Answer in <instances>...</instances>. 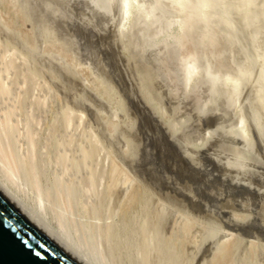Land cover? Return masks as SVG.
Returning a JSON list of instances; mask_svg holds the SVG:
<instances>
[{
	"label": "rangeland",
	"instance_id": "obj_1",
	"mask_svg": "<svg viewBox=\"0 0 264 264\" xmlns=\"http://www.w3.org/2000/svg\"><path fill=\"white\" fill-rule=\"evenodd\" d=\"M18 1L20 0L0 1L3 2L2 5L0 4V25L2 26L0 28H3V31L0 29V173L9 187L14 190L17 189L16 192L19 191L18 195L26 200L28 199L29 204H32L38 211L45 213L49 217H47V222L50 225L58 226L55 228L74 238L82 249L89 251L95 259L98 257L97 260H102L103 263L107 262L105 247L114 242L112 239L116 235L115 238L121 244L120 251L122 250V253L120 251L117 253L118 255L121 254L120 259H126V261L122 259V262H125L124 264H130V261L133 264H264V0H191L192 3L190 0H160L161 4L157 2L159 0L156 2L153 0L154 2L151 4L148 2L149 0H129L128 8L125 11L122 9L125 0H97V2L96 0H79L80 2L78 0H68L67 2L66 0H21L22 4L20 2L19 4ZM58 1L60 4H58ZM63 2L67 4L68 8L65 7L66 4L64 5ZM194 2L198 5L196 6ZM143 3H147L146 7ZM96 4L99 5L95 6ZM138 4L142 8H139ZM20 5L21 7L27 5L22 8H28V11L21 10L18 7ZM32 5L33 8H31ZM240 5L242 8L239 7ZM117 6L121 7L119 8V10H122L120 13ZM151 8H154V10ZM63 9L69 12V16H72H70L71 23L70 20L68 21L69 17L65 15L67 13ZM97 9H100L101 13ZM180 9L181 12H179ZM82 11L87 12V15H84L85 13ZM94 11L97 12L93 14ZM79 12H82L81 15ZM142 12H147V14L145 15ZM211 12L214 14L211 15ZM26 13H33L34 16ZM97 13L99 16H97ZM125 13L126 16H124ZM223 13L226 14H224L225 17L222 16ZM148 14H152L153 17ZM168 14H177L178 19L175 15L173 17V15ZM180 14L183 20L178 16ZM185 14L187 15L185 16ZM208 14L209 16H207ZM116 16L121 22L115 20L118 19ZM38 17H41V22H39ZM42 17L45 19L43 20ZM79 17H82V19ZM123 20L129 24H126ZM132 20L134 23L135 21L140 22L139 24L138 22L135 23V25L134 23L131 24ZM163 20L166 24L163 23ZM171 20H175L174 22L177 20L176 24L174 23L176 26L174 24L173 26L171 24L172 27L170 26ZM97 21L99 25L96 23ZM155 21L158 22L155 23ZM90 22H93V24H90ZM95 23L96 25H94ZM180 23L185 24L180 25ZM123 24L128 27L123 26ZM259 25L261 28L258 27ZM36 27L38 29H35ZM51 29L54 30L53 34H50ZM4 30L9 31V33L6 34L7 32ZM136 30H138V33ZM154 30L156 31L153 35ZM121 32H123L122 35ZM135 32L140 33L137 35L140 40L139 38L136 39V35L134 36ZM182 32L187 33V35ZM41 33H45L43 36L47 38L43 37L44 39H42L40 37V35L42 36ZM149 34L150 36L147 37ZM51 35L52 37H50ZM58 35L61 36L62 41ZM181 36L185 37L182 38ZM203 38H208L207 41L212 45L209 46ZM187 39L191 40H188V42H192L190 47H187L190 45V43L187 44ZM192 39L196 44L198 42L199 44H194ZM238 40L240 41L239 46ZM38 41H41L40 45ZM63 41V44L72 47L67 49L62 44ZM182 41L184 44L181 43ZM244 41L247 42L246 45ZM177 42L179 45L176 44L177 47L173 51L175 48L173 46ZM131 44H137L138 49H136V45L134 47ZM152 45L157 48L154 47L156 51L153 50L154 52L150 53V51L152 52L150 49H153L150 48L153 47ZM178 46L179 49H177ZM139 47H142V50H139ZM217 47H219V50ZM250 47H252V50L249 49ZM223 48L224 50H222ZM132 49L136 50L133 51ZM76 50L78 53L83 52V54H78ZM33 51L38 52L34 54ZM139 51L140 54L134 53H139ZM180 52L184 53H182L181 59L182 61L186 60L184 61L185 64H182V61L179 62ZM223 52L226 57L222 55ZM227 52H229L228 55ZM84 53H87V56ZM244 54L248 58H243ZM82 55L86 56V58L83 57L86 62L83 61ZM134 55L140 57L142 55V60L137 56L135 58ZM170 56V60L176 58L178 63L172 61L169 63L168 57ZM192 56H195V60ZM204 56L205 58H203ZM253 56H255L254 59H252ZM36 57H39V59ZM191 57L192 60H190ZM210 57H212V60H210ZM91 59L94 61L92 62L94 65L91 63ZM247 59L252 61L249 60V63ZM49 60L52 62H49ZM187 60H194L196 61L195 64L198 63V65L194 66V62L191 65V62ZM202 60H204L203 63L200 62ZM47 62L50 64L47 65L50 66V69L45 67V64H48ZM139 62L140 68L143 70L136 67H139ZM226 63L230 64L227 65ZM51 64L53 65L51 66ZM197 66L199 67L197 68ZM207 66L208 70H206ZM173 67L182 68V70L178 73L179 69H176L171 73L173 72L176 77L186 78L188 81L186 79V81H181L182 79L180 80L177 77L181 81L180 83L174 75L169 74L170 77H174H172V80L175 84L171 83L168 73H170V69L174 70ZM219 67L223 69H219ZM251 67L253 70H251ZM186 68L189 70L187 71ZM148 69L151 70L150 73L152 71L153 73L148 75ZM191 70L195 72L193 73ZM200 70L203 73L199 72ZM215 71L217 72L215 73ZM238 71H241V73ZM160 72H162L165 79H167L165 76L167 73L166 75L170 79L166 81L159 74ZM188 72L190 76L186 77V75H189ZM146 73L147 77L144 76ZM175 73H178V75ZM217 73H221V75ZM157 74L161 76L159 78L160 82L157 80ZM184 74L185 77L183 78ZM195 74L202 76L203 79L197 78L198 76ZM204 75L212 76L206 78ZM224 75L228 77L225 78ZM245 76H248L247 80ZM101 77L106 78V81H103ZM190 77L193 78L190 79ZM233 77L236 78L237 82L234 79L231 81ZM238 77L239 80H237ZM161 78L166 84L169 83L168 86L171 84L170 88L162 86L165 84H163L164 81L161 82ZM198 80L201 84L195 86L199 84ZM157 81L162 85L159 86ZM226 81L231 83L229 82L226 85ZM191 82L193 83L191 84ZM154 83L155 86L158 84L157 89L154 88ZM162 87L165 91L162 90ZM178 87L181 88H179V92H177ZM191 88H197L194 91V93L197 92L196 94L191 93L196 96L189 94ZM198 88L199 91H197ZM208 89H212L214 92L210 90L209 92ZM160 90L164 95L161 94ZM216 90L221 93L218 94L219 92ZM89 91H91V95ZM225 92L227 93L225 94ZM154 93L160 94L155 95ZM198 93L202 96L197 95ZM206 93H211V97ZM176 94L178 99L175 97ZM200 96L202 98L204 96L206 102H218H215L214 107V103L208 105L211 106L209 108L203 100L202 103L196 100V97L199 99ZM223 96L226 100L222 98ZM232 96L233 98L230 100ZM194 98L196 99L194 100ZM235 98L240 101L238 99L236 101ZM224 102L228 104H223ZM193 103L195 106H193ZM100 104H104L102 105L103 108ZM218 104L221 105V108L226 105V108L223 107L222 110ZM203 105L205 106L203 107ZM193 109H196V111ZM199 109L200 111H198ZM201 111L205 113L201 115ZM222 111H224V114ZM243 111L246 113L244 116ZM210 112L214 115H211ZM232 112L238 114L232 115ZM216 113H222L220 114L222 116L215 115ZM241 116H243L247 126ZM196 117L201 119V124H199V119ZM213 117L217 119L213 120ZM227 118L234 120V122L231 124ZM211 119L214 124L218 119L220 121L213 126ZM221 119H223V122ZM207 120L215 131H213ZM220 122L226 124L224 126L221 124L217 130L214 127H218ZM243 125L246 126L247 131H245ZM228 126L237 128H231V134ZM220 128L222 130L224 128L225 134L221 132ZM117 129H122V131H119V133L121 132L120 135H118ZM128 130H131V132ZM216 130L218 133H215ZM225 130L227 131L225 132ZM240 130L242 133H246L247 139H243L244 134L242 136ZM239 132L242 137H239V134L237 135ZM109 136L111 137L108 138ZM123 136L125 142L121 139ZM238 138H240V141ZM223 139L222 143H231L234 139L231 146H235V148L230 147L227 149L226 147H229L226 146L228 143L225 145L220 142ZM211 141L214 144V147L211 145L215 149L214 151H211L212 148L209 145L212 144ZM215 141L220 143L219 146L214 143ZM124 143L126 144L124 145ZM242 143L247 145L245 146ZM259 146L262 150L259 149ZM222 148H226L227 151ZM221 151H226L229 155L222 152L225 154L224 156ZM251 155H253V158ZM219 157L222 158L219 159ZM241 157L242 160H238ZM232 158L234 161H230ZM217 164H221V167H218ZM127 165L131 166L128 167ZM234 166H238V168ZM233 167L235 168L234 171ZM219 168L226 169L229 176L226 174L227 172L219 170ZM219 177H222L221 181ZM115 194H117L116 198ZM174 201L176 202L174 203ZM199 204L205 205H203V209ZM166 206L168 207L167 210ZM195 206L199 207V210ZM206 207H209L210 210L206 209V211L204 209ZM164 210L166 211L165 214H163ZM203 210L206 211V215ZM200 211L201 213H198ZM194 212L198 214V217ZM171 214L173 220L170 219ZM213 218L215 221H213ZM218 219L221 220V223H224L219 222L222 226L216 224ZM166 220H168V223L165 222ZM164 222L166 225L163 224L164 229H162V223ZM232 222L234 223L232 224ZM117 234L120 237H117ZM150 235L153 236V239ZM111 236L112 238H110ZM212 236H215L214 239ZM154 238L159 240L156 241L157 239ZM107 242H109L108 245H106ZM159 242L160 245H157ZM156 246L161 250V257L155 249ZM154 254H156L157 259L160 258L159 261H157ZM160 260L162 261L160 262Z\"/></svg>",
	"mask_w": 264,
	"mask_h": 264
},
{
	"label": "bare ground",
	"instance_id": "obj_2",
	"mask_svg": "<svg viewBox=\"0 0 264 264\" xmlns=\"http://www.w3.org/2000/svg\"><path fill=\"white\" fill-rule=\"evenodd\" d=\"M0 1H1V0H0ZM12 1H13V0H12ZM38 1H39V0H38ZM38 1H37V3H39ZM54 1H55V0H54ZM67 1H68V0H66V2H67ZM78 1H79V0H78ZM83 1H84V0H83ZM98 1H99V0H98ZM147 1H148V0H147ZM154 1L156 2L157 0H154ZM154 1H153V0H152V1L149 0L148 2H150V4H151V3L154 2ZM196 1H197V0H196ZM19 2L22 4L21 0L18 1V3H19ZM24 2L26 3L27 1H24ZM56 2H57V1H56ZM58 2H59V1H58ZM64 2H65V1H64ZM64 2H63V4H64ZM79 2H80V1H79ZM91 2H92V1H91ZM91 2H90V3H91ZM96 2H97V0H96ZM137 2H138V1H137ZM143 2H144V1H143ZM157 2H159V3L161 4V1H160V0L157 1ZM172 2H174V1H172ZM190 2H191V0H190ZM2 3H3V2H2ZM2 3L0 2L1 5H2ZM20 3H19V4H20ZM27 3H28V2H27ZM29 3H30V2H29ZM40 3H42V2L40 1ZM75 3H76V2H75ZM84 3H85V2H84ZM84 3H82V4H84ZM88 3H89V2H88ZM94 3H95V2H94ZM121 3H122V2H121ZM128 3H129V0H125V1H124V4H123L124 7L122 8V9H124V11L127 10V8H128ZM134 3H135V2H134ZM138 3H139V2H138ZM188 3H189V2H188ZM191 3H192V2H191ZM194 3H195V2H194ZM13 4H14V3H13ZM49 4H50V3H49ZM58 4H60V2H59ZM61 4H62V3H61ZM63 4H62V5H63ZM65 4H66V3H65ZM65 4H64V5H65ZM70 4H71V3H70ZM72 4H73V3H72ZM99 4H100V2H99ZM99 4H98V5H99ZM119 4H120V3H119ZM132 4H133V3H132ZM136 4H137V3H136ZM140 4H141V3H140ZM143 4H144L145 7H146V4H147V3H146V4L143 3ZM164 4H165V3H164ZM174 4H175V3H174ZM195 4H196V6L198 5L197 3H195ZM23 5H24V4H23ZM56 5H57V3H56ZM68 5H69V4H68ZM77 5H78V4H77ZM93 5H94V4H93ZM98 5L96 4L95 6H98ZM101 5H102V4H101ZM121 5H122V4H121ZM134 5H135V4H134ZM134 5H133V6H134ZM138 5H139V4H138ZM138 5H137V6H138ZM148 5H149V4H148ZM162 5H163V4H162ZM182 5H183V4H182ZM192 5H193V4H192ZM12 6H14V5H12ZM15 6H16V5H15ZM25 6H27V5H25ZM25 6H22V7H25ZM85 6H86V5H85ZM104 6H105V5H104ZM150 6H151V5H150ZM150 6H149V7H150ZM156 6H157V5H156ZM188 6H190V5H188ZM194 6H195V5H194ZM196 6H195V7H196ZM18 7H20L21 10L23 9L24 12H25V10L28 11V8H27V9H26V8L24 9V8L21 7V5L18 6ZM59 7H61V6H59ZM65 7L68 8L67 4L65 5ZM73 7H74V5H73ZM107 7H108V6H107ZM117 7H118V6H117ZM130 7H131V6H130ZM134 7H135V6H134ZM138 7H139V8H142V7H140V5H139ZM145 7H144V8H145ZM190 7H191V6H190ZM202 7H203V6H202ZM239 7L242 8L241 5H240ZM247 7H249V6H247ZM254 7H255V6H254ZM254 7H253V8H254ZM29 8H30V7H29ZM31 8H33V5H32ZM31 8H30V9H31ZM61 8H62V7H61ZM66 8H65V9H66ZM70 8H71V7H70ZM85 8H86V7H85ZM101 8H102V6H101ZM103 8H104V7H103ZM119 8H121V7H120V6L118 7V11H119V13H120V11H122V10H119ZM131 8H132V7H131ZM147 8H148V7H147ZM174 8H175V7H174ZM176 8H177V7H176ZM243 8H244V7H243ZM255 8H256V7H255ZM255 8H254V9H255ZM1 9H2V8H1ZM65 9H63V10H65ZM78 9H79V8H78ZM135 9H136V8H135ZM137 9H138V8H137ZM151 9L154 10V8H151ZM177 9H178V8H177ZM181 9H182V8H181ZM181 9H180L179 12H181ZM207 9H208V8H207ZM52 10H53V9H52ZM63 10H62V11H63ZM84 10H85V9H84ZM97 10H98V9H97ZM113 10H114V8H113ZM116 10H117V9H116ZM129 10H130V9H129ZM147 10H148V9H147ZM160 10H161V9H160ZM170 10H172V9H170ZM174 10H175V9H174ZM178 10H179V9H178ZM183 10H184V9H183ZM203 10H204V9H203ZM247 10H248V9H247ZM255 10H256V9H255ZM258 10H259V9H258ZM260 10H261V9H260ZM27 11H26V12H27ZM59 11H60V10H59ZM65 11H66V10H65ZM75 11L77 12L78 10H75ZM75 11H74V12H75ZM85 11H87V10H85ZM85 11H84V12L82 11V12L85 13L84 15H87V14H86L87 12H85ZM92 11H93V10H92ZM98 11H100V9H99ZM103 11H104V10H103ZM105 11H106V10H105ZM145 11H146V10H145ZM155 11H156V10H155ZM204 11H205V10H204ZM220 11H221V10H220ZM252 11H253V10H252ZM256 11H257V10H256ZM32 12H33V10H32ZM60 12H61V11H60ZM70 12H73V11H70ZM82 12H79V14L82 13ZM95 12H97V11H94L93 14H94ZM115 12H116V11H115ZM149 12H152V11H149ZM182 12H183V11H182ZM207 12H209V11H207ZM250 12H251V11H250ZM62 13H63V12H62ZM65 13H67V14H65V15H68L69 12L66 11ZM99 13H101V11H100ZM126 13H127V12H126ZM126 13L124 14V16H126ZM142 13H144L145 15L147 14V12H146V13H145V12H142ZM152 13H153V12H152ZM157 13L160 15V13H159L158 11H157ZM169 13H170V12H169ZM202 13H205V12H202ZM220 13H222V12H220ZM26 14H28V15H33V16H34L33 13H31V14L26 13ZM55 14H56V12H55ZM73 14H74V13H73ZM75 14H76V13H75ZM102 14H103V13H102ZM133 14H134V13H133ZM164 14H165V13H164ZM212 14H214V13L211 12V15H212ZM224 14H225V13H223V15H222L223 17H225ZM258 14H259V13H258ZM41 15H43V14H41ZM63 15H64V14H63ZM76 15H77V14H76ZM80 15H81V14H80ZM88 15H89V14H88ZM127 15H128V14H127ZM148 15H151V16H152V14H148ZM148 15H147V16H148ZM168 15H170V16L173 15V17H175V16L177 17V14H168ZM174 15H175V16H174ZM186 15H187V14H185V16H186ZM215 15H216V14H215ZM219 15H220V14H219ZM225 15H226V14H225ZM259 15H260V14H259ZM261 15H262V14H261ZM263 15H264V14H263ZM33 16H32V17H33ZM37 16H38V15H37ZM70 16H71V15H70ZM70 16L68 15L69 19H68V18H67V19H68V21L70 20V23H71V17H72V16H71V17H70ZM89 16H90V15H89ZM91 16H92V15H91ZM97 16H99L98 13H97ZM101 16H103V15H101ZM111 16H112V15H111ZM120 16H121V15H120ZM120 16H119V17H120ZM147 16H146V17H147ZM161 16H163V15H161ZM178 16H180V19L183 20L182 17H181V14L178 15ZM182 16H183V14H182ZM185 16H184V17H185ZM201 16H202V15H201ZM207 16H209V14H208ZM217 16H218V15H217ZM220 16H221V15H220ZM222 16H221V17H222ZM44 17H45V16H44ZM53 17H54V16H53ZM60 17H61V16H60ZM85 17H86V16H85ZM92 17H93V16H92ZM92 17H91V18H92ZM107 17H108V16H107ZM112 17H113V16H112ZM116 17L118 18V16H116ZM121 17H122V16H121ZM121 17H120V18H121ZM128 17H129V16H128ZM141 17H142V16H141ZM143 17H144V16H143ZM148 17H149V16H148ZM152 17H153V16H152ZM164 17H165V16H164ZM173 17H171V18H173ZM184 17H183V18H184ZM188 17H189V16H188ZM188 17H187V18H188ZM42 18H43V17H42ZM79 18H80V17H79ZM95 18H96V17H95ZM97 18H98V17H97ZM97 18H96V19H97ZM101 18H102V17H101ZM109 18H111V17H109ZM130 18H132V17L130 16ZM135 18L137 19V17H135ZM149 18H150V17H149ZM166 18H167V17H166ZM169 18H170V17H169ZM216 18H217V17H216ZM40 19H41V17H38L39 22L42 21V19H41V21H40ZM44 19H45V18H43V20H44ZM67 19H66V20H67ZM75 19H76V18H75ZM80 19H82V17H81ZM99 19H100V18H99ZM121 19H122V18H121ZM123 19H124V18H123ZM125 19H126V17H125ZM127 19H129V18H127ZM133 19H134V18H133ZM154 19H155V18H154ZM157 19H158V18H157ZM162 19H163V18H162ZM176 19H178V17H177ZM180 19H179V20H180ZM197 19H198V18H197ZM29 20H30V19H29ZM46 20H47V19H46ZM115 20L118 21L119 18H118V19H115ZM129 20H130V19H129ZM134 20H135V19H134ZM165 20H166V19H165ZM227 20H228V19H227ZM63 21H64V19H63ZM109 21H111V20H109ZM109 21H108V22H109ZM119 21H120V20H119ZM123 21H124V20H123ZM126 21H128V20H126ZM132 21H133V20H132ZM158 21H159V20H158ZM158 21H157V22H158ZM171 21H172V20H171ZM171 21H170V26H171V24H172V26H173V24H174V23L176 24V22H177V20H176V22H174L175 20L172 21V23H171ZM184 21H185V20H184ZM224 21H226V20H224ZM263 21H264V20H263ZM44 22H45V21H44ZM100 22H101V21H100ZM103 22H104V21H103ZM120 22H121V21H120ZM124 22H125V21H124ZM124 22H123V23H124ZM129 22H130V21H129ZM137 22H138V21H135V23H137ZM139 22H140V21H139ZM139 22H138V24H139ZM157 22L155 21V23H157ZM179 22H180V21H179ZM185 22H186V21H185ZM229 22H230V20H229ZM259 22H260V20H259ZM259 22H258V23H259ZM32 23H33V22H32ZM91 23L93 24V22H90V24H91ZM96 23L98 24L99 22L97 21ZM96 23H95L94 25H96ZM125 23H126V22H125ZM127 23H128V22H127ZM127 23H126V24H127ZM133 23H134V21L131 22V24H133ZM135 23H134V24H135ZM161 23H162V22H161ZM163 23L166 24V22H165L164 20H163ZM263 23H264V22H263ZM108 24H109V23H108ZM126 24H123V26H125ZM128 24H129V23H128ZM175 24H174V25H175ZM181 24H182V23H180V25H181ZM184 24H185V23H183L182 25H184ZM38 25H39V24H38ZM98 25H99V24H98ZM105 25H106V24H105ZM109 25H111V24H109ZM135 25H136V24H135ZM178 25H179V23H178ZM261 25H263V24H261ZM0 26H1V25H0ZM34 26H35V25H34ZM113 26H114V25H113ZM121 26H122V25H121ZM131 26H132V25H131ZM154 26H155V25H154ZM170 26H168V27L170 28ZM172 26H171V27H172ZM175 26H176V25H175ZM1 27H2V26H1ZM37 27H38V26H37ZM37 27H36L35 29H38ZM41 27H42V26H41ZM46 27H47V26H46ZM94 27H96V26H94ZM94 27H93V28H94ZM107 27H109V26H107ZM126 27H128V26L126 25ZM156 27H158V26H156ZM159 27H160V26H159ZM163 27H164V26H163ZM165 27H166V25H165ZM168 27H167V29H168ZM184 27H185V26H184ZM184 27H183V28H184ZM258 27H260V25H259ZM48 28H49V27H48ZM122 28H123V27H122ZM124 28H125V27H124ZM130 28H131V27H130ZM136 28H137V27H136ZM179 28H180V27H179ZM223 28H224V27H223ZM254 28H255V27H254ZM254 28H253V29H254ZM260 28H261V27H260ZM260 28H259V29H260ZM0 29H1V28H0ZM2 29H3V28H2ZM2 29H1V30H2ZM4 29H5V28H4ZM39 29H40V26H39ZM43 29H44V27H43ZM71 29H72V28H71ZM94 29H95V28H94ZM106 29H107V28H106ZM134 29H135V28H134ZM154 29H156V28L154 27ZM163 29H164V28H163ZM251 29H252V28H251ZM253 29H252V30H253ZM1 30H0V31H1ZM46 30H47V28H46ZM107 30H108V29H107ZM171 30H172V29H171ZM2 31H3V30H2ZM4 31H6V30H4ZM53 31H54V30L51 29L50 34H51ZM55 31H56V30H55ZM74 31H75V30H74ZM108 31H109V30H108ZM108 31H107V32H108ZM137 31H138V30H136V32H137ZM155 31H156V30H154V32H152L153 35H154ZM180 31H181V30H180ZM182 31H184V30H182ZM226 31H228V30H226ZM256 31H257V30H256ZM6 32H7V31H6ZM46 32H47V31H46ZM105 32H106V31H105ZM130 32H131V31H130ZM136 32H135L134 36L136 35L135 37H136V39H137V38H139L137 35H139L140 33L137 34L138 32H137V33H136ZM160 32H161V31H160ZM184 32H185V31H184ZM184 32H182V33H183L184 35H187V33L185 34ZM200 32H201V31H200ZM251 32H252V31H251ZM8 33H9V31H8L6 34H8ZM116 33H117V32H116ZM145 33H146V32H145ZM145 33H144V34H145ZM182 33H181V34H182ZM252 33H254V32H252ZM0 34H1V33H0ZM13 34H14V33H13ZM41 34H42V33H41ZM44 34H45V33H44ZM44 34H42V36L40 35V37H41L42 39H44V38L46 39V38H47L46 36H45V37L43 36ZM52 34H53V33H52ZM54 34H56V33H54ZM122 34H123V32H121V35H122ZM192 34H194V33H192ZM201 34H202V33H201ZM211 34H212V33H211ZM10 35H12V34H10ZM18 35H19V34H18ZM48 35H49V34H48ZM48 35H47V36H48ZM76 35H77V34H76ZM199 35H200V33H199ZM205 35H206V34H205ZM205 35H204V36H205ZM221 35H222V34H221ZM256 35H257V34H256ZM28 36H29V35H28ZM37 36H38V34H37ZM117 36H118V35H117ZM130 36H133V35H130ZM130 36H129V37H130ZM146 36H147V35H146ZM149 36H150V34H149L147 37H149ZM206 36H207V35H206ZM206 36H205V37H206ZM238 36L240 37V35H238ZM261 36H262V35H261ZM26 37H27V36H26ZM43 37H44V38H43ZM50 37H52V35H51ZM53 37H54V36H53ZM58 37L60 38L61 36L58 35ZM118 37H119V36H118ZM124 37H125V36H124ZM147 37H146V38H147ZM181 37L183 38V37H185V36H181ZM195 37H196V36H195ZM195 37H193V38H195ZM197 37H198V36H197ZM202 37H203V36H202ZM202 37H201V38H202ZM54 38H56V37H54ZM119 38H120V37H119ZM125 38H126V37H125ZM182 38H181V39H182ZM222 38H224V37H222ZM16 39H17V38H16ZM28 39H29V38H28ZM56 39H58V38H56ZM60 39H61V38H60ZM60 39H59V40H60ZM120 39H121V38H120ZM130 39H131V37H130ZM203 39H205V38H203ZM209 39H210V38H209ZM214 39H216V38H214ZM224 39H225V38H224ZM47 40H48V39H47ZM50 40H51V39H50ZM123 40H124V39H123ZM133 40L135 41V38H134ZM139 40H140V38H139ZM182 40H183V39H182ZM188 40H190V39H187V44L190 43V42H188ZM192 40H193V39H192ZM200 40H201V39H200ZM200 40H199V41H200ZM205 40L207 41L208 38H206ZM210 40H212V39H210ZM217 40H218V39H217ZM225 40H226V39H225ZM235 40H236V39H235ZM247 40H248V39H247ZM48 41H49V40H48ZM61 41H62V39H61ZM65 41H66V40H65ZM130 41H131V40H130ZM183 41H184V40H183ZM183 41H182L181 43H183ZM190 41H191V40H190ZM195 41H196V39H195ZM222 41H223V39H222ZM238 41H239V40H238ZM32 42H33V41H32ZM40 42H41V41H38L39 45L41 44ZM128 42H129V40H128ZM137 42H138V40H137ZM137 42H135V43H137ZM139 42H140V41H139ZM193 42H194V40H193ZM207 42H208V41H207ZM215 42H216V41H215ZM223 42H224V41H223ZM248 42H249V41H248ZM63 43H64V41L62 42V44H63ZM126 43H127V42H126ZM132 43H134V42L132 41ZM142 43H143V41H142ZM184 43H185V41H184ZM184 43H183V44H184ZM191 43H192V42H191ZM191 43H190V45H188L187 47H190V46H191ZM212 43H214V42H212ZM218 43H219V42H218ZM221 43H222V42H221ZM224 43H225V42H224ZM244 43H245V45H246L247 42L244 41ZM137 44H138V43H137ZM137 44H131V45H134V47H135V45L137 46ZM140 44H141V43H140ZM176 44L179 45L178 42L175 43L174 46H173V48H174V47H175V48H174V49L172 48L173 51H174V50L176 49V47H177V46H175ZM194 44H196V43L194 42ZM197 44H199V42H198ZM197 44H196V45H197ZM208 44H209V46L212 45V44L210 45V42H208ZM235 44H236V43H235ZM248 44H249V43H248ZM258 44H259V43H257V45H258ZM39 45H38V46H39ZM63 45L66 46V44H63ZM125 45H126V44H125ZM214 45H215V44H214ZM216 45H217V44H216ZM220 45H221V44H220ZM239 45H240V41H239V43H238V46H239ZM241 45H242V44H241ZM245 45H244V46H245ZM254 45H256V44H254ZM152 46H153V47H150V48H153V49H150V50H152V52L150 51V53H153L154 51H156V50H154L155 45H152ZM171 46H172V45H171ZM184 46H185V45H184ZM194 46H195V45H194ZM202 46H203V45H202ZM202 46H201V47H202ZM227 46H229V45H227ZM258 46H260V45H258ZM25 47H26V46H25ZM39 47H40V46H39ZM39 47H38V48H39ZM66 47H67V49H68V48H71L72 46H70V47L66 46ZM129 47H130V45H129ZM182 47H183V46H182ZM182 47H181V48H182ZM203 47H204V46H203ZM203 47H202V48H203ZM214 47H215V46H214ZM224 47H225V46H224ZM235 47H236V46H235ZM28 48H29V47H28ZM40 48H41V47H40ZM155 48H157V47H155ZM181 48H180V50H181ZM212 48H213V46H212ZM217 48H218V50H219V47H217ZM243 48H244V47H243ZM251 48H252V47H250L249 49H251ZM24 49H25V48H24ZM76 49H77V48H76ZM120 49H121V48H120ZM136 49H138V46L136 47ZM136 49H132V50L135 51ZM172 49H171V50H172ZM177 49H179V46H178ZM182 49H183V48H182ZM186 49H187V48H186ZM188 49H190V48H188ZM200 49H201V48H200ZM220 49H221V48H220ZM233 49H234V48H233ZM258 49H259V47H258ZM77 50H78V49H77ZM77 50H76V52H77ZM139 50H142V47H139ZM153 50H154V51H153ZM180 50H179V51H180ZM196 50H198V49L196 48ZM222 50H224V48H223ZM225 50H226V48H225ZM236 50H237V49H236ZM251 50H252V49H251ZM256 50H257V49H256ZM38 51H39V49H38ZM38 51H35V52H38ZM40 51H41V50H40ZM147 51H148V50H147ZM181 51H182V50H181ZM187 51H188V50H187ZM194 51H195V50H194ZM198 51H200V50H198ZM198 51H197V52H198ZM204 51H205V50H204ZM240 51H242V50H240ZM33 52H34V51H33ZM33 52H31V53H33ZM35 52H34V54H35ZM131 52H132V51H131ZM148 52H149V51H148ZM166 52H167V51H166ZM169 52H170V51H169ZM188 52H189V51H188ZM231 52H232V51H231ZM243 52H244V51H243ZM249 52H250V51H249ZM252 52H253V51H252ZM77 53H78V52H77ZM80 53L83 54V52H80ZM80 53H78V54H80ZM132 53H133V52H132ZM134 53H135V54H140V51H139V53H136V52H134ZM143 53H144V52H143ZM143 53H142V54H143ZM157 53H158V52H157ZM157 53H156V55L158 56ZM180 53H181V56H180V57L178 56V58H180V59H179V62L182 61L181 58H182V53H183V52H180ZM189 53H190V52H189ZM192 53H193V52H192ZM194 53L196 54V52H194ZM199 53H200V52H199ZM210 53H212V52H210ZM210 53H209V54H210ZM228 53H229V52H227V55H228ZM84 54H85V53H84ZM172 54H173V53H172ZM183 54H184V53H183ZM195 54H194V55H195ZM200 54H201V53H200ZM203 54H204V52H203ZM213 54H214V52H213ZM213 54H212V55H213ZM215 54H217V53H215ZM220 54H221V53H220ZM235 54H236V53H235ZM249 54H250V53H249ZM40 55H41V53L39 54V57H40ZM85 55L87 56V53H86ZM85 55H84V56L82 55V59L86 58ZM132 55H133V54H132ZM145 55H146V54H145ZM176 55H178V54H176ZM191 55H192V54H191ZM191 55H190V56H191ZM197 55H198V54H197ZM205 55H207V54H205ZM222 55L224 56V52H223ZM233 55H234V54H233ZM244 55H245V54H244ZM254 55H255V53H254ZM256 55H257V54H256ZM258 55H259V54H258ZM258 55H257V56H258ZM80 56H81V55H80ZM89 56H90V55H89ZM134 56H135V55H134ZM136 56H137V55H136ZM136 56H135V58H136ZM185 56L187 57V55H185ZM195 56H196V55H195ZM195 56H194V57L192 56L193 59L195 58ZM200 56H202V54H201ZM210 56H211V55H210ZM217 56H219V55H217ZM231 56H232V55H231ZM239 56H240V55H239ZM39 57H36V58L39 59ZM46 57H47V56H46ZM83 57H84V58H83ZM137 57H140V56H137ZM141 57H142V55H141ZM141 57H140V60H142ZM183 57H184V56H183ZM192 57L190 58V60H192ZM215 57H216V56H215ZM224 57H226V55H225ZM245 57L248 58L247 55H245L243 58H245ZM260 57H261V56H260ZM262 57H263V56H262ZM36 58H35V59H36ZM169 58H171V56L168 57V59H169ZM178 58H177V59H178ZM196 58H197V57H196ZM200 58H202V57H200ZM203 58H205V56H204ZM210 58H211L210 60H212V57H210ZM220 58H221V56H220ZM250 58H252V57H250ZM254 58H255V56H253L252 59H254ZM38 59H37V60H38ZM48 59H49V58H48ZM57 59H59V58H57ZM160 59H161V58H160ZM160 59H159V60H160ZM172 59H173V58H172ZM186 59H187V58H186ZM188 59H189V58H188ZM197 59H198V58H197ZM207 59H208V58H207ZM213 59H214V58H213ZM227 59H229V58H227ZM40 60H41V58H40ZM45 60H46V59H45ZM91 60H92V59H91ZM136 60H137V59H136ZM140 60H138V61H140ZM190 60H187V61H190ZM194 60H195V59H194ZM194 60H193V61H190V62H191V65L193 64L192 62H194V66H195V65H198V63L195 64L196 61H194ZM199 60H201V59H199ZM221 60H223V59H221ZM247 60H248V59H247ZM249 60H250V59H249ZM249 60H248L247 62H249ZM42 61H43V60H42ZM46 61H47V60H46ZM50 61H51V60H49V62H50ZM83 61L86 62L85 59H84ZM168 61H169V63H170L171 61H172V62H176V63H178V61H176V58H174V60H170V59H169ZM184 61H186V60H184ZM184 61H182V62H183L182 64H185V63H186V62H184ZM203 61H204V60H202V61H200V62L203 63ZM216 61L218 62V59H217ZM223 61H225V60H223ZM245 61H246V60H245ZM250 61H252V60H250ZM256 61H257V59H256ZM43 62H44V61H43ZM51 62H52V61H51ZM56 62H57V61H56ZM73 62H74V61H73ZM89 62H90V59H89ZM92 62H94V61L92 60L91 63H92ZM198 62H199V61H198ZM200 62H199V63H200ZM205 62H207V61H205ZM210 62H211V61H210ZM247 62H245V64H246ZM253 62H255V61H253ZM45 63H46V62H45ZM47 63H48V62H47ZM53 63H55V62H53ZM91 63H90V64H91ZM207 63H208V62H207ZM249 63H250V62H249ZM56 64H58V63H56ZM92 64H93V63H92ZM138 64H139V67H138V66H136V67L139 69V68H140V62H139ZM164 64H165V63H164ZM172 64H173V63H172ZM179 64H180V63H179ZM179 64H178V65H179ZM187 64H188V63H187ZM209 64H211V63H209ZM226 64L228 65V64H230V63H226ZM47 65H50V64H49V63H48V64H45V67H48ZM52 65H53V64H51V66H52ZM58 65H59V64H58ZM93 65H94V64H93ZM96 65H97V62H96ZM136 65H137V62H136ZM199 65H200V64H199ZM205 65H206V64H205ZM214 65H215V64H214ZM214 65H212V66H214ZM246 65H248V64H246ZM98 66H99V63H98ZM188 66H190V65H188ZM194 66H193V67H194ZM209 66H210V65H209ZM212 66H211V67H212ZM230 66H231V65H230ZM230 66H229V67H230ZM232 66H233V65H232ZM43 67H44V65H43ZM49 67H50V66H49ZM49 67H48V69H50ZM54 67H55V66H54ZM193 67H192V68H193ZM198 67H199V66H197V68H198ZM211 67H210V69H211ZM229 67H228V69H229ZM233 67H234V66H233ZM233 67H231L232 70H234ZM243 67H245V66H243ZM246 67H248V66H246ZM93 68H94V66L92 67V69H93ZM132 68H133V67H132ZM148 68H149V67H148ZM159 68H160V67H159ZM173 68H174V67H173ZM190 68H191V66H190ZM194 68H196V67H194ZM194 68H193V69H194ZM204 68H205V67H204ZM206 68H207L206 70H208V66H207ZM221 68H222V67H221ZM221 68L219 67V69H221ZM226 68H227V67H226ZM234 68H235V67H234ZM45 69H46V68H45ZM60 69H61V68H60ZM100 69H101V68H100ZM133 69H134V68H133ZM140 69H142V68H140ZM162 69H163V68H162ZM176 69H179V68H174V70H173V69H170V71L168 70L170 73H168L167 71H166V72L168 73V75H169V74L174 75L173 72L171 73V71H175ZM222 69H223V68H222ZM51 70H52V69H51ZM136 70H137V69H136ZM142 70H143V69H142ZM156 70H157V69H156ZM181 70H182V68H180V69L178 70V73H179V71H181ZM186 70L188 71L189 69L186 68ZM216 70H217V67H216ZM235 70H236V69H235ZM251 70H253L252 67H251ZM251 70H250V71H251ZM52 71H53V70H52ZM138 71H139V70H138ZM147 71H148V75H150V74L153 73V71H152V73H150L151 70H149V69H148ZM149 71H150V72H149ZM160 71H161V68H160ZM187 71H186V72H187ZM191 71H192V70H191ZM211 71H212V70H211ZM219 71L221 72V70H219ZM259 71H260V70H259ZM53 72H54V71H53ZM94 72H95V71H94ZM157 72H159V71H157ZM166 72H163V73H166ZM192 72H193V71H192ZM192 72H191V73H192ZM194 72H195V71H194ZM194 72H193V73H194ZM199 72H202V71L200 70ZM209 72H210V71H209ZM216 72H217V71H215V73H216ZM238 72L241 73V71H238ZM246 72H249V71H246ZM246 72H245V74H246ZM251 72H252V71H251ZM100 73H101V72H100ZM140 73L142 74V72H140ZM149 73H150V74H149ZM167 73H166V74H167ZM178 73H177V74L175 73V74L178 75ZM202 73H203V72H202ZM204 73H205V72H204ZM211 73H212V72H211ZM211 73H210V74H211ZM221 73L223 74V72H221ZM221 73H219V74L221 75ZM226 73H227V72H226ZM229 73H230V72H229ZM235 73H236V72L234 71V74H235ZM240 73H239V74H240ZM105 74H106V73H105ZM159 74H161V76H162V72H160ZM166 74H165L166 78H167V79H170V78H171V79H170V80H171V83H172V82L174 83V80H172V77H173V76L170 77V75H169L170 78H168ZM185 74H186V73H185ZM185 74H184L183 78L185 77ZM188 74H189V72H188ZM197 74H198V73H197ZM199 74H201V73H199ZM206 74H207V73H206ZM217 74H218V73H217ZM219 74H218V75H219ZM231 74H233V73H231ZM242 74H243V73H242ZM146 75H147V73L144 74V76H146ZM155 75H156V74H155ZM182 75H183V74H182ZM195 75H196V74H195ZM213 75H215V74H213ZM218 75H217V76H218ZM236 75H237V74H236ZM236 75H235V77H236ZM62 76H63V75H62ZM151 76H153V75H151ZM157 76H158V77H157ZM157 76H156V77L158 78L157 80H159V78H160L161 76H159L158 74H157ZM187 76H190V74H189V75H186V77H187ZM191 76H192V75H191ZM193 76H194V75H193ZM196 76H198V75H196ZM204 76L207 78L208 75H207V76L204 75ZM209 76H210V75H209ZM209 76H208V77H209ZM211 76H212V75H211ZM211 76H210V77H211ZM224 76H225V75H224ZM226 76H227V75H226ZM226 76H225V78H226ZM251 76H252V75H251ZM64 77H65V76H64ZM95 77H96V76H95ZM146 77H147V76H146ZM149 77H150V76H149ZM154 77H155V76H154ZM174 77H176V76L174 75ZM174 77H173V78H174ZM177 77H178V76H177ZM177 77H176V79H177ZM179 77H180V78H179ZM179 77H178V79L181 80V79H182L181 76H179ZM213 77H214V76H213ZM227 77H228V76H227ZM245 77H246V76H245ZM247 77H248V76H247ZM247 77L245 78L246 80H247ZM101 78H102V77H101ZM101 78H100V79H101ZM144 78H145V77H144ZM162 78H164V76H162ZM162 78H161V82L164 81V80H162ZM191 78H193V77H190V79H191ZM197 78H201V80L203 79L202 76L200 77V75H199ZM206 78H205V79H206ZM214 78H216V77H214ZM253 78H254V77H253ZM256 78H257V77H256ZM70 79H71V78H70ZM95 79H96V78H95ZM102 79H103V78H102ZM105 79H106V78H105ZM105 79H103V81H104ZM164 79H165V78H164ZM167 79H165V80L167 81ZM178 79H177V80H178ZM185 79H186V78H185ZM185 79H182L181 81H183V80H185ZM205 79H204V81H205ZM212 79H213V78H212ZM212 79H211V80H212ZM227 79H229V78H227ZM233 79H234V77L231 79V81H232ZM243 79H244V78H243ZM72 80H73V79H72ZM111 80H113V79H111ZM145 80H146V79H145ZM148 80H149V79H148ZM148 80H147V81H148ZM180 80H178V81L181 83ZM186 80H187V79H186ZM186 80H185V81H186ZM199 80H200V79H199ZM199 80H198V81H199ZM201 80H200V81H201ZM211 80H210V81H211ZM213 80H214V79H213ZM237 80H239V77H238ZM105 81H106V80H105ZM187 81H188V80H187ZM200 81H199V84H196V83H198V82L196 81V83H195L196 85H195V86H198V85L200 86V84H201ZM204 81H202V82H204ZM214 81H216V79H215ZM234 81H236V78L234 79ZM240 81H241V80H240ZM254 81H255V80H254ZM151 82H153V81L151 80ZM159 82H160V80H159ZM168 82H169V80H168ZM176 82H177V81H176ZM194 82H195V81H194ZM207 82H208V81H207ZM229 82H230V81H229ZM229 82H228V83H229ZM236 82H237V81H236ZM80 83H81V82H80ZM148 83H149V82H148ZM157 83H158V81H157ZM180 83H179V84H180ZM189 83H190V82H189ZM192 83H193V82H191V84H192ZM205 83H206V82H205ZM205 83H204V84H205ZM208 83H209V82H208ZM212 83H213V82H212ZM217 83H218V82H217ZM228 83H227V81L225 82L226 85H227ZM230 83H231V82H230ZM253 83H254V82H253ZM121 84H122V83H121ZM123 84H124V83H123ZM152 84H153V83H152ZM158 84H159V83H158ZM158 84H157V85H158ZM163 84H165V85H162V84L160 83L159 86L162 85V86H164V88H165V86H167V87L170 88V85H171V84L168 86L169 83L166 84L165 81L163 82ZM174 84H175V83H174ZM184 84H185V83H184ZM202 84H203V83H202ZM204 84H203V85H204ZM213 84H214V83H213ZM233 84H234V83H233ZM157 85H156V86H157ZM211 85H212V84H211ZM211 85H210V87H211ZM229 85H230V84H229ZM254 85L256 86V84H254ZM81 86H83V85H81ZM93 86H94V85H93ZM147 86H148V84H147ZM149 86H150V84H149ZM152 86H153V85H152ZM156 86H155V83H154V88H155ZM174 86H175V85H174ZM186 86H188V85H186ZM186 86H185V87H186ZM195 86H194V87H195ZM201 86H202V85H201ZM213 86L215 87L216 85H213ZM230 86H231V85H230ZM96 87H97V86H96ZM150 87H151V86H150ZM167 87H166V88H167ZM172 87H173V86H172ZM172 87H171V88H172ZM191 87H193V86H191ZM194 87H193V88H194ZM259 87H260V86H259ZM152 88H153V87H152ZM152 88H151V89H152ZM164 88L162 87V90L165 91ZM176 88H177V87H176ZM179 88H180V87H178V91H177V89H176L177 92H179ZM200 88H201V87H200ZM208 88H209V87H208ZM228 88H229V86H228ZM254 88H255V87H254ZM86 89H87V88H86ZM156 89H157V87H156ZM180 89H181V88H180ZM184 89H185V88H184ZM184 89H182V90L185 92V90H186L187 88H186L185 90H184ZM191 89H192V88H191ZM195 89H197V88H195ZM195 89H192V90H191L192 92L190 91L189 94H191V93L196 94L197 92L194 93V91H196ZM201 89H202V88H201ZM201 89H200V90H201ZM212 89H213V88H212ZM212 89H211V90L208 89V91H209V90L212 91ZM152 90H153V89H152ZM206 90H207V89H206ZM84 91H85V90H84ZM87 91H88V90H87ZM138 91H139V89H138ZM158 91H159V90H158ZM158 91H156V92H158ZM160 91H161V90H160ZM183 91H182V93L185 94ZM197 91H199V88H198ZM208 91H207V92H208ZM210 91H209V92H210ZM216 91H218V90H216ZM237 91H238V90H237ZM262 91H263V90H262ZM89 92H90L89 94L91 95V91H89ZM152 92H155V91H152ZM177 92H175V93H177ZM201 92H202V91H201ZM212 92H214V91H212ZM212 92H211V93H212ZM218 92H219V91H218ZM218 92H217V93H218ZM231 92H233V91H231ZM92 93H93V92H92ZM182 93H181V94H182ZM202 93H203V92H202ZM211 93H210V94H211ZM215 93H216V92H215ZM215 93H214V94H215ZM217 93H216V94H217ZM220 93H221V92H219L218 94H220ZM222 93H223V92H222ZM226 93H227V92H225V94H226ZM233 93H235V92H233ZM87 94H88V93H87ZM89 94H88V95H89ZM93 94H94V93H93ZM154 94L157 95V94H160V93H154ZM161 94H162V91H161ZM183 94H182V96H183ZM206 94H208V93H206ZM210 94H208V95L210 96ZM214 94H213V95H214ZM228 94H229V93H228ZM262 94H263V93H262ZM124 95H125V94H124ZM127 95H128V94H127ZM162 95H164V94H162ZM191 95H192V94H191ZM197 95H201V94L198 93ZM204 95H205V94H204ZM213 95H212V97H213ZM221 95H222V94H221ZM231 95H232V94H231ZM237 95H238V94H237ZM92 96H93V95H92ZM94 96H95V94H94ZM125 96H126V95H125ZM143 96H144V95H143ZM177 96H178V95L176 94L175 97H177ZM182 96H180V97H182ZM192 96H196V95H192ZM201 96H202V95H201ZM201 96L199 97V99L202 98ZM215 96H216V95H215ZM149 97H150V96H149ZM161 97H162V96H161ZM164 97H165V96H164ZM175 97H174V98H175ZM184 97H185V96H184ZM184 97H183V98H184ZM210 97H211V96H210ZM225 97H226V95H225ZM237 97H238V96H237ZM94 98H96V97H94ZM196 98H197V99H196ZM196 98H194V100L196 99V100H198L200 103H202V100L204 101V96H203V98H202L201 100H199L198 97H196ZM214 98H215V97H214ZM214 98H213V99H214ZM222 98H224V96H223ZM232 98H233V96L230 98V100H231ZM238 98H240V97H238ZM238 98H235L236 101H237ZM101 99H102V98H101ZM177 99H178V97H177ZM218 99H219V97H218ZM218 99H216V100H218ZM224 99L226 100V98H224ZM228 99H229V98H228ZM146 100H147V99H146ZM174 100H175V99H174ZM207 100H208V99H207ZM211 100H212V99H211ZM221 100H222V99H221ZM238 100H239V99H238ZM97 101H98V100H97ZM181 101H182V100H181ZM183 101H184V100H183ZM212 101H213V100H212ZM236 101H235V102H236ZM239 101H240V100H239ZM99 102H100V100H99ZM199 102H198V104H200ZM204 102H206V99H205ZM204 102H203V104H204ZM215 102L217 103L218 101H215ZM215 102H213V103H214L213 107L215 106ZM219 102H220V101H219ZM229 102H231V101H229ZM246 102H247V101H246ZM101 103H102V102H101ZM167 103H169V102H167ZM206 103H207L206 106H208V105H212V104H213V103H211V101H209V102L207 101ZM206 103H205V104H206ZM208 103H209V104H208ZM210 103H211V104H210ZM239 103H240V102H239ZM239 103H238V104H239ZM85 104H86V103H85ZM125 104H126V103H125ZM195 104L198 105L197 103H195ZM223 104H226V103L224 102ZM227 104H228V103H227ZM227 104H226V105H227ZM98 105H99V104H98ZM102 105H104V104H102ZM102 105L100 104V106H102ZM135 105H136V104H135ZM148 105H149V104H148ZM150 105H151V104H150ZM200 105H201V104H200ZM218 105H219L220 108H221V105H220V104H218ZM226 105H225V106H226ZM231 105H232V106H235V105H233V104H231ZM244 105L246 106V104H244ZM167 106H168V105H167ZM171 106H172V105H171ZM193 106H195L194 103H193ZM204 106H205V105H203V107H204ZM225 106H222V108H223V107L226 108ZM228 106L230 107V104H229ZM208 107H209V106H208ZM210 107H211V106H210ZM210 107H209V108H210ZM213 107H212V108H213ZM216 107H217V106H216ZM236 107H237V105H236ZM236 107H234V108H236ZM243 107H244V106H243ZM246 107H247V106H246ZM100 108H101V107H100ZM102 108H103V106H102ZM139 108H140V107H139ZM196 108H198V107H196ZM222 108H221V109H222ZM224 108H223V109H224ZM240 108L242 109V107H240ZM151 109H152V108H151ZM203 109H204V108H203ZM205 109L207 110L206 107H205ZM223 109H222V110H223ZM241 109H240V111H241ZM243 109H244V108H243ZM130 110H131V109H130ZM155 110H156V108H155ZM193 110H194V109H193ZM230 110H231V109H230ZM244 110H245V109H244ZM138 111H139V110H138ZM150 111H151V110H150ZM194 111H196V109H195ZM198 111H200V109H199ZM204 111H205V110H204ZM209 111H210V110H209ZM226 111H229V110H226ZM238 111H239V110H238ZM156 112H157V111H156ZM178 112H179V111H178ZM215 112H216V111H215ZM219 112H220V111H219ZM223 112H224V111H222V113H223ZM94 113H95V112H94ZM146 113H147V112H146ZM201 113H202V111H201ZM204 113H205V112H203L201 115H203ZM207 113H208V112H207ZM210 113H211V112H210ZM213 113H214V112H213ZM222 113H220V114H222ZM228 113H229V112H228ZM230 113H231V111H230ZM236 113H237V112H236ZM236 113H233V112H232V115H234V114H236ZM208 114H209V113H208ZM218 114H219V113H216L215 115H218ZM220 114H219V115H220ZM223 114H224V113H223ZM237 114H238V113H237ZM245 114H246V113L243 111V116H244ZM133 115H134V114H133ZM177 115H178V114H177ZM194 115H195V114H194ZM211 115H214V114L211 113ZM219 115H218V116H219ZM228 115L230 116L231 114H228ZM175 116H176V115H175ZM195 116H196V115H195ZM195 116H194V117H195ZM199 116H200V115H199ZM221 116H222V115H220V117H221ZM226 116H227V115H226ZM226 116H225V117H226ZM239 116H240V115H239ZM243 116H241L242 119H243ZM225 117H224V118H225ZM196 118L199 119V124H201V123H200V120H201V119L198 118V117H196ZM202 118H203V116H202ZM213 118H214V119H213ZM213 118H212L213 120H216V119H217L216 117H213ZM215 118H216V119H215ZM224 118H223V119H224ZM212 119H211L210 121H212ZM223 119H221L222 122H223ZM227 119H229V118H227ZM173 120H174V119H173ZM193 120H194V119H193ZM203 120H204V118H203ZM229 120H230V119H229ZM99 121H100V120H99ZM150 121H151V120H150ZM195 121H196V120H195ZM195 121H194V122H195ZM207 121H208V120H207ZM218 121H220V120L218 119ZM218 121H217L216 123H218ZM224 121H225V120H224ZM243 121H244V119H243ZM243 121H242V122H243ZM201 122H203V121H201ZM214 122H215V121H214ZM227 122H229V121H227ZM230 122H231V124H232V123L234 122V120H230ZM242 122H241V123H242ZM172 123H173V122H172ZM208 123H209V121H208ZM216 123H215V124H216ZM244 123H245V121H244ZM174 124H175V123H174ZM210 124H211V123H209V125H210ZM212 124H213V126H215V124L213 123V121H212ZM221 124H223L222 126H224V124H226V123H221V122H220V123L218 124L219 126H218V127L216 126V127H214V128H216V129L218 130V128L221 126ZM227 124H228V123H227ZM229 124H230V123H229ZM205 125H206V124H205ZM245 125H246V123H245ZM245 125H243V126H244L245 129H246V126H247V125H246V126H245ZM136 126H137V124H136ZM191 126H192V125H191ZM201 126H202V125H201ZM210 126H212V125H210ZM213 126H212V129H213ZM234 126H235V125H234ZM234 126H233V127H234ZM145 127H146V126H145ZM145 127H143V128H145ZM147 127H148V126H147ZM208 127H209V126H208ZM228 127H229V126H228ZM233 127L230 126V127H229V130H230L231 128H233ZM244 127H243V128H244ZM105 128H106V126H105ZM137 128H138V127H137ZM137 128H136V129H137ZM169 128H170V127H169ZM199 128H200V126H199ZM210 128H211V127H210ZM226 128H227V126H226ZM236 128H237V127H236ZM236 128L234 127V129H236ZM239 128L241 129V127H239ZM124 129H125V128H124ZM149 129H150V128H149ZM212 129H210V130H212ZM220 129H221V128H220ZM234 129H233V130H234ZM117 130H118V129H117ZM120 130L122 131V129H119V130H118V135H120V133H121V132L119 133ZM200 130H201V129H200ZM205 130H206V129H205ZM217 130H216L215 133H218ZM223 130H224V128H223ZM223 130L221 129V132H222V133H224ZM229 130H228V131H229ZM247 130H248V129H246L245 131H247ZM128 131L131 132V130H128ZM149 131H150V130H149ZM198 131H199V130H198ZM213 131H215V130L213 129ZM226 131H227V130H225V132H226ZM230 131H231V130H230ZM230 131H229V132H230ZM139 132H140V131H139ZM150 132H151V131H150ZM229 132H228V133H229ZM240 132L242 133L241 130H240ZM240 132L237 133V135L239 134V135H238L239 137L241 136V133H240ZM243 132H244V130H243ZM152 133H153V132H152ZM215 133H214V134H215ZM219 133H220V132H219ZM235 133H236V132H235ZM109 134H110V133H109ZM109 134H108V135H109ZM123 134H124V133H123ZM171 134H172V133H171ZM184 134H185V133H184ZM212 134H213V133H212ZM224 134H225V133H224ZM229 134H230V133H229ZM231 134H232V131H231ZM231 134H230V135H231ZM243 134H244V133H242V136H243ZM110 135H111V134H110ZM146 135H147V134H146ZM209 135H210V134H209ZM215 135H216V134H215ZM245 135H246V133L244 134L243 139H244V138H246V139L248 138V136H245ZM247 135H249V134H247ZM121 136H122V134H121ZM124 136H125V135H124ZM124 136L121 138L122 140H123V138L125 139ZM188 136H189V135H188ZM211 136H212V135H211ZM218 136H219V135H218ZM218 136H217V137H218ZM220 136H221V134H220ZM231 136H232V135H231ZM242 136H241V137H242ZM110 137H111V136H109L108 138H110ZM118 137H119V136H118ZM222 137H223V135H222ZM222 137H220V138L222 139ZM232 137H234V136H232ZM262 137H263V136H262ZM114 138H115V137H114ZM140 138H141V137H140ZM143 138H144V137H143ZM196 138H198V137H196ZM214 138H216V137H214ZM121 139H120V140H121ZM169 139H170V138H169ZM171 139H172V138H171ZM178 139H179V138H178ZM226 139H228V138H226ZM241 139H242V138H241ZM246 139H245V141H246ZM113 140H114V139H113ZM116 140H118V139H116ZM133 140H134V139H133ZM136 140H137V139H136ZM195 140H196V139H195ZM197 140H198V139H197ZM199 140H200V139H199ZM214 140H215V139H214ZM233 140H234V139H232V142H234ZM236 140H237V138H236ZM238 140L240 141V138H238ZM114 141H115V140H114ZM118 141H119V140H118ZM137 141H138V140H137ZM169 141H170V140H169ZM176 141H177V140H176ZM216 141H217V140H216ZM216 141H215L214 143H215V144H218L217 146H219L220 143H216ZM219 141H220V140H219ZM223 141H224V139H223L222 141H220V142L222 143ZM245 141H244V142H245ZM263 141H264V140H263ZM116 142H117V141H116ZM123 142H125V141L123 140ZM126 142H127V141H126ZM186 142H187V141H186ZM197 142H199V141H197ZM197 142H196V143H197ZM200 142H201V140H200ZM205 142H206V141H205ZM217 142H218V141H217ZM232 142H231V143L229 142L230 144H229L228 142H226V143H228V145H226V143H222V144H225L226 146H229V147H226L227 149L230 148V147H231V148H233V147L235 148V146H231ZM242 142H243V141H242ZM249 142H250V141H249ZM249 142H248V143H249ZM136 143H137V142H136ZM209 143H210V141H209ZM211 143H212V144H209L210 147H211V145H213V147H214V144H213L212 141H211ZM246 143H247V142H246ZM118 144H119V143H118ZM125 144H126V143H124V145H125ZM189 144H190V143H189ZM233 144H235V143H233ZM242 144H244L245 146L247 145V144H245V143H242ZM121 145H122V144H121ZM133 145H134V144H133ZM187 145H188V144H187ZM197 145H198V144H197ZM207 145H208V144H207ZM207 145H206V146H207ZM134 146H136V145H134ZM134 146H133V147H134ZM139 146L141 147V145H139ZM145 146H146V145H145ZM189 146H190V145H189ZM239 146H241V145H239ZM245 146H244V147H245ZM248 146H249V145H248ZM122 147H123V146H122ZM184 147H186V146H184ZM193 147H194V146H193ZM196 147H198V146H196ZM215 147H216V146H215ZM241 147H242V146H241ZM262 147H263V146H262ZM123 148H124V147H123ZM137 148H138V147H137ZM191 148H192V146H191ZM206 148H207V147H206ZM211 148H212V147H211ZM226 148H222V149H226ZM186 149H188V148L186 147ZM204 149H205V148H204ZM207 149H209V148H207ZM218 149H219V148H218ZM220 149H221V148H220ZM227 149H226V151H227ZM259 149H260V146H259ZM139 150H140V149H139ZM214 150H215V149H213V148L211 149V151H214ZM260 150H262V149H260ZM143 151H144V150H143ZM187 151H188V150H187ZM208 151H210V149H209ZM219 151H220V150H219ZM226 151H221V153H222V152L225 153ZM237 151H238V150H237ZM234 152H235V151H234ZM130 153H131V150H130ZM137 153H138V152H137ZM212 153H214V152H212ZM218 153H219V152H218ZM221 153H220V155L224 154V153H222V154H221ZM215 154H216V153H215ZM226 154L229 155V153H227V152H226ZM234 154H235V153H234ZM236 154H237V153H236ZM238 154H239V153H238ZM136 155H137V154H136ZM139 155H140V154H139ZM167 155H168V154H167ZM209 155H210V152H209ZM211 155H212V154H211ZM230 155H231V154H230ZM244 155H245V154H244ZM162 156H163V155H162ZM214 156H215V155H214ZM216 156H217V154H216ZM218 156H219V155H218ZM222 156H223V155H222ZM224 156H225V154H224ZM232 156H233V155H232ZM251 156H252V158H253V155H251ZM254 156H255V154H254ZM6 157H7V154H6ZM123 157H124V156H123ZM123 157H122V158H123ZM158 157H159V156H158ZM235 157H236V156L234 155V158H235ZM239 157H240V156H239ZM124 158H125V157H124ZM126 158H128V157H126ZM214 158H215V157H214ZM220 158H222V157H219V159H220ZM246 158H247V156H246ZM246 158H245V160H246ZM7 159H8V157H7ZM224 159H226V158H224ZM236 159H237V158H236ZM123 160H124V159H123ZM134 160H136V159H134ZM232 160H233V158H232L230 161H232ZM238 160H242V157H241V159L238 158ZM252 160H253V159H252ZM252 160H251V161H252ZM216 161H217V160H216ZM226 161H227V160H226ZM233 161H234V160H233ZM249 161H250V160H249ZM128 162H129V161H128ZM131 162H132V161H131ZM212 162H213V161H212ZM212 162H211V163H212ZM228 162H229V161H228ZM261 162H262V161H261ZM140 163H143V162H140ZM238 163H239V161H238ZM242 163H243V162H242ZM251 163H252V162H251ZM262 163H263V162H262ZM125 164H126V163H125ZM128 164H129V163H128ZM143 164H144V163H143ZM143 164H142V165H143ZM218 164H219V162H218ZM218 164H217V165H218ZM221 164H222V163H221ZM221 164L218 165V167H219V166L221 167ZM232 164H233V163H232ZM235 164H236V163H235ZM248 164H249V163H248ZM214 165H215V164H214ZM217 165H216V166H217ZM228 165H229V163H228ZM127 166L129 167V166H131V165H127ZM162 166H163V165H162ZM222 166H223V165H222ZM226 166H227V165H226ZM229 166H230V165H229ZM223 167H225V166H223ZM234 167H235V166H234ZM234 167H233V171H234L235 168H238V166L235 167V168H234ZM244 168H245V167H244ZM138 169H139V168H138ZM148 169H149V168H148ZM155 169H156V168H155ZM217 169H218V168H217ZM229 169H230V168H229ZM219 170H223V169H222V168H221V169L219 168ZM230 170H231V169H230ZM155 171H156V170H155ZM216 171H218V170H216ZM223 171L227 172L226 174L228 175V171H226V169H224ZM246 171H247V170H246ZM136 172H137V171H136ZM144 172H145V171H144ZM238 172H239V171H238ZM147 173H148V172H147ZM234 173H235V172H234ZM156 174H157V173H156ZM236 174H237V173H236ZM246 174H247V173H246ZM137 175H138V174H137ZM141 175H142V174H141ZM221 175H222V174H221ZM232 175H233V173H232ZM237 175H238V174H237ZM219 176H220V175H219ZM228 176H229V175H228ZM230 176H231V175H230ZM234 176H235V175H234ZM144 177H145V176H144ZM148 177H149V175H148ZM175 177H176V175H175ZM224 177H225V175H224ZM169 178H170V177H169ZM178 178H179V177H178ZM219 178H220V177H219ZM221 178H222V177H221ZM221 178H220V181H221ZM225 178H226V177H225ZM247 179H248V178H247ZM6 180H7V179H6ZM170 180H171V179H170ZM176 180H177V179H176ZM218 180H219V179H218ZM224 180H225V179H224ZM7 181H8V180H7ZM132 181H133V180H132ZM227 181H230V180H227ZM152 182H153V181H152ZM185 182H186V181H185ZM167 183H168V182H167ZM197 183H198V182H197ZM221 183H224V182H221ZM152 184H153V183H152ZM159 184H160V182H159ZM10 185H11V184H10ZM153 185H154V184H153ZM194 185H195V184H194ZM194 185H193V186H194ZM224 185H225V184H224ZM224 185H223V186H224ZM129 186H130V185H129ZM225 186H227V185H225ZM189 187H190V186H189ZM196 187H197V186H196ZM13 188H14V187H13ZM161 188H162V186H161ZM180 188H182V187H180ZM203 188H204V187H203ZM200 190H201V189H200ZM16 191H17V189L14 190V189H12V187H9V185L7 184V182L5 181V179L3 178V176H2L1 173H0V193H1V194H2V195H3V196H4V197H5V198H6V199H7V200H8V201H9V202H10V203L16 208V209H17V210H19V211H20V212H21V213H22V214H23L28 220H30V221H31V222H32V223H33L38 229H40L43 233H45L49 238H51L54 242H56L60 247H62L66 252H68L71 256H73V257H74L77 261H79L81 264H124V263H125V262H124V263L122 262V259H125V258L120 259L121 254L118 255V253H119V251H120V245H121V244L119 243L118 239L115 238L116 235L113 236V238L116 239L117 241L114 240V239H112L114 242H111L112 244L110 243V246L108 245L109 242H107V244H106V245H108V246L105 247V248H106L105 256H106L107 262L105 261V263H103L104 261L101 262L102 260H101V261H98V260H97L98 257H97L96 259H95V257H92V255L90 254V252L87 251L86 249H82L81 245H80L79 243H77V242L74 240V238H71V236H69L68 234H66V233L63 232L62 230L55 228V227H58V226H55V227H54V225H53V226L50 225L49 222H47V220H48L49 217L46 216L45 213H42V211H38L37 208H34L32 204H29V203H28V202H29L28 199H27V200H28V202H27V200L24 199L23 197H21V195H18L19 191H18V193H17ZM154 191H155V190H154ZM181 191H182V190H181ZM152 192H153V190H152ZM160 192H161V191H160ZM186 192H187V191H186ZM200 193H201V192H200ZM185 194H186V193H185ZM194 194H195V193H194ZM202 194H203V193H202ZM116 195H117V194H115V198H116ZM197 195H198V194H197ZM205 195H206V194H205ZM23 196H24V195H23ZM187 197H188V196H187ZM164 198H166V197H164ZM193 198H194V197H193ZM210 198H211V197H210ZM162 199H163V198H162ZM173 200H175V199H173ZM168 201H169V200H168ZM170 201H171V200H170ZM175 202H176V201H174V203H175ZM182 203H183V202H182ZM184 203H185V202H184ZM195 203H196V202H195ZM177 204H178V202H177ZM210 204H211V203H210ZM199 205H201V207H202V209H203V205H204V204H203V205H202V204H199ZM116 206H117V205H116ZM178 206H179V205H178ZM188 206H189V205H188ZM197 206H198V205H197ZM197 206H195V208H197V209L199 210V207H197ZM204 206H205V205H204ZM206 206H208V205H206ZM225 207H226V206H225ZM228 207H229V206H228ZM165 208H166V210L168 209L167 206H166ZM185 208H186V207H185ZM192 209H194V207H192ZM192 209L190 208V210H192ZM204 209H205V210H206V209H209V207H208V208L206 207V208H204ZM181 210H182V209H181ZM184 210H185V209H184ZM187 210H188V209H187ZM209 210H210V209H209ZM164 211H165V210H164ZM193 211H194V210H193ZM195 211H196V210H195ZM206 211H207V210H206ZM206 211H205V212H206ZM225 211H226V210H225ZM228 211H229V210H228ZM232 211H233V210H232ZM232 211H231V212H232ZM185 212H186V211H185ZM203 212H204V210H203ZM205 212H204V214H205ZM165 213H166V211L163 212V214H165ZM173 213H175V212L173 211ZM194 213H195V212H194ZM198 213H201V211L198 212ZM209 213H210V211H209ZM209 213H208V214H209ZM222 213H225V212H222ZM190 214H191V213H190ZM191 215H193V214H191ZM195 215H197V217H198V214L195 213ZM195 215H194V216H195ZM201 215H202V214H201ZM205 215H206V214H205ZM221 215H222V214H221ZM229 215H230V214H229ZM249 215H250V214H249ZM251 215H252V214H251ZM253 215H254V214H253ZM163 216H164V215H163ZM173 216H174V214H173ZM199 216H200V215H199ZM202 216H203V215H202ZM216 216H218V215H216ZM216 216H215V217H216ZM223 216H224V215H223ZM257 216H258V215H257ZM47 217H48V218H47ZM200 217H201V216H200ZM206 217H207V216H206ZM215 217H214V218H215ZM219 217H221V216H219ZM169 218H170V217H169ZM172 218H173V217H172V214H171V218H170V219H172ZM176 218H177V217H176ZM179 218H180V217H179ZM179 218H178V220H179ZM181 218H182V217H181ZM203 218H205V217L203 216ZM214 218H213V221H215V219H216V218H215V219H214ZM260 218H261V217H260ZM195 219H196V218H195ZM206 219H207V218H206ZM210 219H211V218H210ZM220 219H221V218H220ZM263 219H264V218H263ZM263 219H262V220H263ZM168 220H169V219H168ZM168 220H166L165 222H167ZM172 220H173V219H172ZM207 220H208V219H207ZM224 220H226V219L224 218ZM50 221H51V220H50ZM216 221H217V219H216ZM220 221H221V220L218 219V222H216V224H217V223L220 224V223H221ZM226 221H227V220H226ZM231 221H233V220H231ZM256 221H257V220H256ZM258 221H259V220H258ZM260 221H261V220H260ZM165 222L162 223V227L164 226L163 224L166 225ZM219 222H220V223H219ZM222 222H223V221H222ZM236 222H237V221H236ZM167 223H168V222H167ZM169 223H171V222H169ZM175 223H176V222H175ZM189 223H190V222H189ZM227 223H228V222H227ZM229 223H230V222H229ZM229 223H228V224H229ZM233 223H234V222H232V224H233ZM240 223H241V222H240ZM190 224H192V223H190ZM221 224H224V223H221ZM221 224H220V225H221ZM244 224H245V223H244ZM170 225H172V224H170ZM221 226H222V225H221ZM224 226H225V225H224ZM228 226H229V225H228ZM244 226H245V225H244ZM250 226H251V225H250ZM170 227H171V226H170ZM245 227H246V226H245ZM229 228H230V227H229ZM229 228H228V229H229ZM162 229H164V227H163ZM168 229H169V228H168ZM243 229H244V227H243ZM151 230H152V229H151ZM197 230H198V229H197ZM211 230H212V229H211ZM147 231H148V230H147ZM200 231H201V230H200ZM209 231H210V230H209ZM244 231H245V230H244ZM150 232H151V231H150ZM150 232H149V233H150ZM195 232H196V230H195ZM202 232H203V231H202ZM242 232H243V231H242ZM146 233H147V232H146ZM151 233H152V232H151ZM151 233H150V234H151ZM193 233H194V232H193ZM209 233H210V232H209ZM211 234H212V233H211ZM213 234H214V233H213ZM241 234H242V233H241ZM251 234H252V233H251ZM251 234H250V235H251ZM263 234H264V233H263ZM203 235H204V234H203ZM250 235H249V236H250ZM150 236H151V235H150ZM192 236H193V235H192ZM206 236H207V235H206ZM117 237H120L119 234H117ZM214 237H215V236H214ZM214 237L212 236L213 239H214ZM254 237H255V236H254ZM260 237H261V236H260ZM110 238H112V236H111ZM110 238H109V239H110ZM257 238H258V237H257ZM257 238H256V239H257ZM119 239H120V238H119ZM151 239H153V236H151ZM154 239H157V238H154ZM261 239H262V238H261ZM261 239H260V240H261ZM149 240H150V239H149ZM158 240H159V239H157L156 241H158ZM210 240H211V239H210ZM215 240H217V239H215ZM78 241H79V240H78ZM109 241H111V240H109ZM154 241H155V240H154ZM147 242H148V241H147ZM214 242H216V241H214ZM80 243H81V242H80ZM155 243H156V242H155ZM81 244H82V243H81ZM82 245H83V244H82ZM154 245H155V244H154ZM157 245H160V242H159V244H157ZM210 246H211V245H210ZM160 247H161V246H160ZM90 248H91V247H90ZM90 248H88V249H90ZM155 249L157 250V253H158L159 257H161V256H160V252H161L160 248H158V246H156ZM194 249H195V246H194ZM218 249L220 250V248H218ZM218 249H217V250H218ZM196 250H198V249L196 248ZM149 251H150V248H149ZM220 251H221V250H220ZM117 252H118V253H117ZM152 252H153V249H152ZM155 252H156V251H155ZM155 252H154V253H155ZM194 252H195V251H194ZM201 252H202V251H201ZM120 253H122V250L120 251ZM157 253H156V254H157ZM162 253H163V251H162ZM103 254H104V253H103ZM156 254H154V256H155ZM152 255H153V253H152ZM202 255H203V253H202ZM123 256H124V255H123ZM121 257H122V256H121ZM151 257H153V256H151ZM153 258H154V257H153ZM155 258H156V256H155ZM155 258H154V260H155ZM156 259H157V258H156ZM159 259H160V258H159ZM159 259H157V261H159ZM123 261H126V259L123 260ZM127 261L129 262L130 259L127 260ZM157 261H156V262H157ZM161 261H162V260H160V262H161ZM130 264H133V262L130 261Z\"/></svg>",
	"mask_w": 264,
	"mask_h": 264
},
{
	"label": "water",
	"instance_id": "obj_3",
	"mask_svg": "<svg viewBox=\"0 0 264 264\" xmlns=\"http://www.w3.org/2000/svg\"><path fill=\"white\" fill-rule=\"evenodd\" d=\"M0 264H81L0 193Z\"/></svg>",
	"mask_w": 264,
	"mask_h": 264
}]
</instances>
